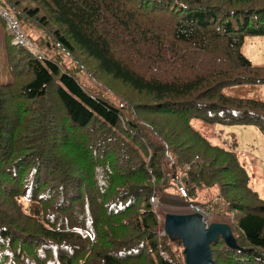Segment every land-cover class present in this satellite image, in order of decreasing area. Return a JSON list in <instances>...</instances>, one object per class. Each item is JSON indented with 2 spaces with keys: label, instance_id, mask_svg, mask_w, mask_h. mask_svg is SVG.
Masks as SVG:
<instances>
[{
  "label": "trees",
  "instance_id": "1",
  "mask_svg": "<svg viewBox=\"0 0 264 264\" xmlns=\"http://www.w3.org/2000/svg\"><path fill=\"white\" fill-rule=\"evenodd\" d=\"M0 7L45 48L38 59L3 33L0 264H186L151 202L171 189L189 205L217 197L228 208L237 247L210 242L214 264H264V199L233 143L192 124L264 133V100L224 92L264 84V65L241 51L246 35H264V0Z\"/></svg>",
  "mask_w": 264,
  "mask_h": 264
},
{
  "label": "rangeland",
  "instance_id": "2",
  "mask_svg": "<svg viewBox=\"0 0 264 264\" xmlns=\"http://www.w3.org/2000/svg\"><path fill=\"white\" fill-rule=\"evenodd\" d=\"M5 31H8V25L4 20H0V83L11 78L6 64V48L3 40ZM8 43H11V37H8ZM39 46H36L37 49L44 52V46L40 44ZM241 51L254 65H264V35H246ZM224 92L235 97L264 100V84L232 85L225 87ZM192 124L212 143L223 144L227 138H230V142L233 143V146L230 143V147L235 148L252 188L264 199V133L251 123L207 125L196 120L192 121ZM168 192L158 199V207L163 217L166 213L186 214L193 211L192 206L187 201H183L175 190L171 189ZM206 206L207 208L202 209L206 214L207 223L225 221L221 213H229V210L219 198H212Z\"/></svg>",
  "mask_w": 264,
  "mask_h": 264
},
{
  "label": "water",
  "instance_id": "3",
  "mask_svg": "<svg viewBox=\"0 0 264 264\" xmlns=\"http://www.w3.org/2000/svg\"><path fill=\"white\" fill-rule=\"evenodd\" d=\"M164 234L180 238L186 264H214L209 243L222 237L228 247H237L227 223H206L198 208L186 214L166 213Z\"/></svg>",
  "mask_w": 264,
  "mask_h": 264
},
{
  "label": "built area",
  "instance_id": "4",
  "mask_svg": "<svg viewBox=\"0 0 264 264\" xmlns=\"http://www.w3.org/2000/svg\"><path fill=\"white\" fill-rule=\"evenodd\" d=\"M0 17L7 23L8 30L13 36V43L16 48H23L27 52L31 53L32 55L36 56L38 59L42 58V53L37 49L34 43L30 40L28 35L23 31L20 26L19 21L12 16L7 10L3 7H0ZM230 139L227 138L225 143L228 144ZM151 202L154 208H158V201L155 197H151ZM192 208H198V210L202 213L203 218L205 219V212L199 206L191 205ZM206 222V219H205ZM207 223V222H206ZM164 233V232H163Z\"/></svg>",
  "mask_w": 264,
  "mask_h": 264
},
{
  "label": "crops",
  "instance_id": "5",
  "mask_svg": "<svg viewBox=\"0 0 264 264\" xmlns=\"http://www.w3.org/2000/svg\"><path fill=\"white\" fill-rule=\"evenodd\" d=\"M230 139V138H229ZM251 185V184H250Z\"/></svg>",
  "mask_w": 264,
  "mask_h": 264
}]
</instances>
